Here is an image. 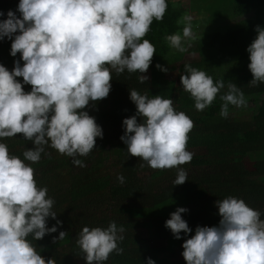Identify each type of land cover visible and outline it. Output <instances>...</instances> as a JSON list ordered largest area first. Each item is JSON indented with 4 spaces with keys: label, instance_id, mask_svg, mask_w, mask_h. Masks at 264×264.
<instances>
[{
    "label": "clouds",
    "instance_id": "clouds-1",
    "mask_svg": "<svg viewBox=\"0 0 264 264\" xmlns=\"http://www.w3.org/2000/svg\"><path fill=\"white\" fill-rule=\"evenodd\" d=\"M167 0H19L16 12H0V39L10 38V55L20 54L11 70L0 64V138L20 133L31 141L21 159L0 142V264H56L45 260L27 239H41L57 231V225L46 226V218H56L54 200L46 186H38L29 161H39L44 146L72 158V164L84 166L77 159L86 156L103 132L95 118L84 110L90 101L105 98L111 88L112 73H145L152 63L155 46L144 39L152 21H160ZM191 15H184L182 31L164 39L180 52L185 43L196 39ZM256 36L247 46L252 74L248 82H264V27H256ZM190 46V45H189ZM155 67L166 72L160 64ZM180 75V84L201 111L216 99L224 87L222 80L213 81L204 70L188 64ZM22 77V82L16 78ZM146 75H139L143 83ZM23 84L31 86L25 91ZM135 114L122 120L120 140L128 154L139 157L153 169L176 168L173 185L187 179L178 167L191 161L186 149L187 133L193 121L173 106L171 98L149 97L129 89ZM220 116L227 117L229 105L246 106L243 92L229 83L220 95ZM137 117H143L138 123ZM123 182L124 177L117 175ZM220 217L214 226L197 225L194 234L182 242L186 264H264V219L257 209L242 198L226 196L217 199ZM185 207L169 214L164 226L175 239L190 229L181 217ZM123 226L110 221L106 227L83 226L76 244L84 253L86 264H103L112 252L121 253ZM64 231L58 233L63 238ZM146 264H155L145 258Z\"/></svg>",
    "mask_w": 264,
    "mask_h": 264
},
{
    "label": "trees",
    "instance_id": "trees-1",
    "mask_svg": "<svg viewBox=\"0 0 264 264\" xmlns=\"http://www.w3.org/2000/svg\"><path fill=\"white\" fill-rule=\"evenodd\" d=\"M192 1L191 7L186 8L167 0L163 18L152 21L144 37L155 46L152 63L146 70L149 79L141 83L138 76L142 73L113 72L108 95L85 106L84 110L101 126L103 135L95 138L94 148L86 156L76 157L83 161V167L73 165L71 157L48 145L44 146L39 161H25L34 169L37 185L46 186L54 200L52 210L57 215L55 219L46 218V226L61 221L56 232L46 233L38 240L31 235L27 237L45 260L51 257L56 264H86L84 253L76 244L82 227H106L114 221L125 229L118 244L123 251L110 253L103 264H146V257L155 264H186L174 259V248L190 238L197 225L218 223L217 199L242 198L248 206L259 210L260 218L264 219V82L248 83L252 74L247 67L250 61L246 52L257 34L256 27H264V0H220L218 4L212 2V7L199 9L192 7ZM18 2L0 0V12L9 9L16 12ZM188 10L203 13L205 18L191 21L196 39L186 42V49L191 47L180 52L164 37L182 31L183 23L177 21ZM16 15L19 17L18 12ZM5 18L0 15V20ZM10 44V38L0 39V64L9 70L14 60L23 64L19 52L15 57L9 54ZM186 52L197 54L198 60L183 62ZM156 64L167 71H161ZM185 64L204 70L214 82L219 79L224 83L216 99L201 111L195 109L193 99L180 84ZM176 70L181 72L178 80H168L167 74ZM16 79L22 82V77ZM229 83L241 89L246 106L229 105L227 117H221L219 97L227 91ZM22 87L25 91L31 88L23 83ZM129 89L149 97L171 98L174 108L193 121L186 149L202 152L178 166L187 173L184 183L173 185L176 168L153 169L146 161L128 154L120 136L122 120L136 111L129 99ZM140 120L143 117H137L138 123ZM0 142L21 159L23 151L33 147L20 133L0 138ZM118 174L124 177L123 182L117 180ZM177 207L187 209L181 217L190 229L187 237L181 231L180 239H175L164 226ZM141 229L162 240L164 246L142 242L138 234ZM60 231L65 232L63 238L53 239Z\"/></svg>",
    "mask_w": 264,
    "mask_h": 264
},
{
    "label": "rangeland",
    "instance_id": "rangeland-1",
    "mask_svg": "<svg viewBox=\"0 0 264 264\" xmlns=\"http://www.w3.org/2000/svg\"><path fill=\"white\" fill-rule=\"evenodd\" d=\"M172 1H174L176 3H179V4L180 3L184 4V6L186 8H189V6L191 5L190 4V0H172ZM219 1L220 0H193L192 1V7H194L195 9L205 8V7L208 8L210 6L212 7V5H211L212 2L218 4ZM187 15H191L192 21H194V20H203L205 18V14L199 13V12H195L193 10H188ZM189 47H191V45L188 46V48ZM197 60H198V55L197 54L186 52V54L184 55L183 62H194V61H197ZM178 65H180V63ZM180 74H181V72L178 71V70L171 71V72H169L167 74L166 77H167L168 80L177 81L178 80V76ZM142 75H146L148 77V79L150 78V73L148 71H146L145 73H142ZM238 114H236L235 116H238ZM189 151L192 153V156L198 155L199 153L202 152V151H200L198 149H193V148L189 149ZM191 171H194V170H191ZM142 176L147 177L148 174H144ZM138 234L141 237V241L144 242L145 244L149 245V246H153V247H163L164 246V243H163L162 240H159V239L155 238L154 236H152V233L147 231V230H142L141 229V230L138 231ZM174 249H175L174 259L179 260V261H184L183 257L181 256V252L183 250L181 245L176 246Z\"/></svg>",
    "mask_w": 264,
    "mask_h": 264
}]
</instances>
